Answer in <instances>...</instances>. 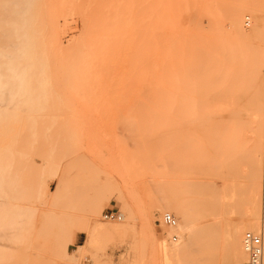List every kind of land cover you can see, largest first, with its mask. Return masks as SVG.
<instances>
[{
  "label": "rangeland",
  "instance_id": "374dc122",
  "mask_svg": "<svg viewBox=\"0 0 264 264\" xmlns=\"http://www.w3.org/2000/svg\"><path fill=\"white\" fill-rule=\"evenodd\" d=\"M0 5V264H213L261 230L264 0Z\"/></svg>",
  "mask_w": 264,
  "mask_h": 264
},
{
  "label": "bare ground",
  "instance_id": "6f19581e",
  "mask_svg": "<svg viewBox=\"0 0 264 264\" xmlns=\"http://www.w3.org/2000/svg\"><path fill=\"white\" fill-rule=\"evenodd\" d=\"M1 6V5H0ZM20 8V7H19ZM175 8V7H174ZM173 8V9H174ZM236 8V9H235ZM239 7H233L232 9H231V13H230V16H231V20H232V23L231 24H233V26H234V28L236 29V31H240L241 32V28H240V25H238L239 24V22L237 23V20H238V17H239V13H240V9H238ZM9 11V10H8ZM249 12V11H248ZM13 13V12H12ZM177 13V12H176ZM242 13V12H241ZM4 15V14H3ZM8 15V14H7ZM191 16V15H190ZM0 17H2V16H0ZM4 17V16H3ZM2 17V18H3ZM1 18V19H2ZM4 18H6V17H4ZM3 18V19H4ZM152 18V17H151ZM190 18V17H189ZM191 20V19H190ZM193 20V19H192ZM230 20V21H231ZM116 22H117V20H116ZM189 23V22H188ZM150 24H151V22H150ZM1 25V24H0ZM4 30V29H3ZM117 30V29H116ZM2 32V31H1ZM240 34V33H239ZM161 39V38H160ZM53 40V39H52ZM174 42V41H173ZM10 44L12 43L11 41L9 42ZM187 43V42H186ZM57 44V43H56ZM59 44V43H58ZM1 46H4V45H1ZM10 46V45H9ZM198 46V45H197ZM176 47V46H175ZM186 47V46H185ZM184 47V48H185ZM15 48V47H14ZM170 48L172 49V47L170 46ZM193 48V47H192ZM214 48V47H213ZM195 49H197L196 47H194V51H195ZM209 49V48H208ZM198 50V49H197ZM196 52V51H195ZM197 52H199V51H197ZM194 53V52H193ZM201 53V52H200ZM199 53V55H201ZM203 53V52H202ZM173 54V53H172ZM6 55V54H5ZM192 55H194V54H192ZM196 55V54H195ZM194 55V56H195ZM173 56V55H172ZM186 56V55H185ZM206 56V55H205ZM187 57V56H186ZM193 57V56H192ZM192 57H190L191 59H190V62L188 63V66H189V68H186L187 70H188V72H190L191 70V68L194 66V62L195 61H198V59L196 58V56H195V58L196 59H194V58H192ZM201 57H203V54H202V56H200V58ZM204 59H205V57H203ZM202 58V59H203ZM12 59V58H11ZM194 59V61H192ZM203 61V60H202ZM199 62V61H198ZM200 62H201V60H200ZM190 63H192V66H191V64ZM197 63V62H196ZM204 63V62H203ZM202 64V63H201ZM201 64H199V65H201ZM176 65V64H175ZM187 66V67H188ZM190 66H191V68H190ZM197 66V64L195 65V67L194 68H192L193 70H192V72H190V74H194V70H195V72H196V67ZM203 66V65H202ZM262 67V66H261ZM199 68H201L200 66H199ZM204 68V67H203ZM205 69V68H204ZM208 69V68H207ZM206 71V70H205ZM257 72H259L260 73V75H259V73H258V75H257V77L256 78H258V77H260L259 79H260V82H261V84L264 86V69H262L261 70V72H260V70H259V68H258V71ZM196 73H198V72H196ZM203 73H205V72H203ZM194 76V75H193ZM197 77H199V75H197ZM204 77V76H203ZM194 78H196L195 76H194ZM193 78V79H194ZM198 78H196V80H197ZM200 80H202V79H200ZM204 80V79H203ZM258 80V79H257ZM216 81V80H215ZM184 82V81H183ZM200 82V81H199ZM210 82V81H209ZM208 82V83H209ZM213 82V81H212ZM196 83V82H195ZM213 84V83H212ZM197 86V85H196ZM211 86V85H210ZM262 86V87H263ZM262 87H260V88H262ZM198 88H199V86H198ZM258 88V87H257ZM200 89V88H199ZM209 90V89H208ZM197 92V91H196ZM262 93V92H261ZM196 94V93H195ZM145 95V94H144ZM162 97V96H161ZM146 98V97H145ZM146 101H148V100H146ZM152 104V103H151ZM144 105V104H143ZM161 105V104H160ZM148 109V108H147ZM150 113V112H149ZM154 115V114H153ZM155 116V115H154ZM217 117V116H216ZM169 119V118H168ZM179 119V118H178ZM177 122H178V120H177ZM153 123V122H152ZM179 123V122H178ZM177 123V124H178ZM180 123H182V121H180ZM190 123V122H189ZM165 124H166V122H165ZM169 124H170V121H169ZM187 125L189 126H191V124H188L187 123ZM164 126H166V125H164ZM174 126H176V124H174ZM183 126H184V124L182 123V125L180 124V127H182V129H183ZM145 127H147V126H145ZM170 127V126H169ZM168 127V128H169ZM172 127V126H171ZM187 128H189V127H187ZM191 128V127H190ZM171 199H173V198H171ZM170 199V200H171ZM1 202V201H0ZM170 202V203H169ZM168 202V204L167 205H164V206H161L162 207V212L163 211H172V212H174V214L176 215V217H177V220H178V223L176 224V221H175V223L172 225V226H174V227H171L172 229H171V233H174L176 236H179L180 237V243H178L177 245H176V248H168V246L167 247H164L163 248V252L166 254V253H168V252H174V251H177V249H179L180 247H181V243L183 242V244H184V241H183V239H184V235H185V233L187 232V230H188V228H189V216H188V211H187V209H186V207H185V204L182 202V201H169ZM229 211V210H228ZM189 215H190V212H189ZM192 218V217H191ZM251 220V219H250ZM253 220V219H252ZM264 221V220H263ZM247 222V221H246ZM246 222H244V223H246ZM197 224V223H196ZM246 225H248V223H246ZM261 225V224H260ZM260 225L257 223V224H252V226L249 228H247L245 225V227L246 228H242V230L240 231V230H236V231H234L233 230V233H231L230 232V230H229V239H228V242L227 243H225V244H230V246H229V248H228V246L225 248L226 250V252H224L223 253V255L220 257V258H218V259H216V261L213 263V264H234V263H236V262H238V261H241L242 260V258H243V253H246L245 252V250H244V247H242V235H243V233H245V232H247V230L248 231H250V232H252V233H255V232H258L259 230H260ZM243 226V227H244ZM100 229V232H101V230H105V231H108V232H111V231H114V230H116L117 229V226H105V227H100L99 228ZM244 230H245V232H244ZM3 231V230H2ZM224 231V230H223ZM204 232V231H203ZM210 232H212V231H210ZM243 232V233H242ZM260 233H261V239H262V245H263V254H262V262H261V264H264V226H262L261 227V230L259 231ZM170 233V232H169ZM226 233V232H225ZM231 233V234H230ZM6 234H8V233H6ZM211 234V233H210ZM213 234V233H212ZM218 234H219V232H218ZM227 234V233H226ZM174 235V236H175ZM202 236H203V234H202ZM210 236V235H209ZM259 236V235H258ZM7 237H9V236H7ZM205 237V236H204ZM203 237V238H204ZM2 238V237H1ZM202 238V237H201ZM173 239H175L174 237H173ZM199 239V238H198ZM10 241V240H9ZM207 241V240H206ZM205 242V241H204ZM204 242H203V244H204ZM1 244V243H0ZM202 244V245H203ZM166 246V245H165ZM79 247H81V246H79ZM198 248V247H197ZM171 253H169V254H166L165 255V257H167V255H170ZM175 255V254H174ZM171 256V255H170ZM212 256H214L213 254H212ZM245 256H246V254H245ZM169 257V256H168ZM246 259V258H245ZM244 259V260H245ZM209 260V259H208ZM180 264V263H179ZM204 264V263H203ZM207 264H208V262H207ZM211 264V263H210Z\"/></svg>",
  "mask_w": 264,
  "mask_h": 264
},
{
  "label": "built area",
  "instance_id": "2783aa9c",
  "mask_svg": "<svg viewBox=\"0 0 264 264\" xmlns=\"http://www.w3.org/2000/svg\"><path fill=\"white\" fill-rule=\"evenodd\" d=\"M245 24L248 25V18H246ZM102 217L106 220H121L119 210L113 208L104 211ZM162 219L167 225H173L175 223L174 216L171 213H164L162 215ZM242 242L246 252V259L238 261L234 264H261L263 254L261 237L257 234L247 231L243 235Z\"/></svg>",
  "mask_w": 264,
  "mask_h": 264
}]
</instances>
